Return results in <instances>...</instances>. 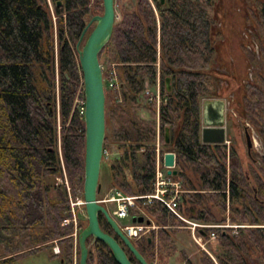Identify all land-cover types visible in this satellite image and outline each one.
<instances>
[{"label": "trees", "instance_id": "1", "mask_svg": "<svg viewBox=\"0 0 264 264\" xmlns=\"http://www.w3.org/2000/svg\"><path fill=\"white\" fill-rule=\"evenodd\" d=\"M51 1L54 9L47 0H0V264L56 244L61 254L51 258L74 264V225L61 224L72 217L66 177L72 197H84L86 126L75 106L83 80L77 45L104 7L103 0ZM248 2L251 42L255 38L264 61V0ZM115 4L119 18L100 54L107 89L104 149L110 156H104L102 168L109 171L108 190L153 194L159 141L163 169L165 153L176 154L178 175L169 178L184 191L182 216L204 225L238 226L200 230L207 247H199L200 264H264V156L258 172L251 169L253 188L234 149L202 141L203 104L216 99L232 100L231 118L235 114L264 138V70L244 80L219 49L227 42L228 55L234 42L221 9L225 0ZM246 57L256 62L253 53ZM225 66L227 75L219 70ZM113 72L119 89L110 88ZM159 72L158 111L156 100L145 95L156 92ZM221 81L228 86L219 90ZM143 208L157 230L134 244L149 264L177 257L193 264L179 247V234L191 236L190 225L159 201ZM99 218L101 228L116 237L106 218ZM87 224L80 221L81 231ZM87 243L88 264H118L107 245L93 238ZM120 243L131 262L140 264Z\"/></svg>", "mask_w": 264, "mask_h": 264}, {"label": "water", "instance_id": "2", "mask_svg": "<svg viewBox=\"0 0 264 264\" xmlns=\"http://www.w3.org/2000/svg\"><path fill=\"white\" fill-rule=\"evenodd\" d=\"M115 1L103 0V14L96 15L91 19L77 45L86 99L84 118L86 126L84 201L88 219V225L79 234L80 264H88L90 247L87 241L91 238L107 245L113 252L118 264H133L120 241L124 243L140 264H149L98 199L101 193L100 177L107 128L106 88L100 54L110 42L116 20L118 19ZM49 3H51L50 0ZM161 3L164 4L165 0H161ZM61 5L62 2L57 3V6ZM90 30L92 31L90 32ZM88 33L89 35L86 39ZM166 89L167 92L172 89L170 78L166 79ZM230 118L231 116L226 112L224 100H206L203 104V143L209 145L229 144L231 141L228 139L226 125ZM245 129L248 148L251 150L254 139L249 127ZM170 134V128L167 127L165 129L166 144L170 143ZM175 160V153L165 154L164 164L168 168V176L175 177L178 175V171L175 169ZM100 215L106 218L116 237L101 228ZM135 220L137 221L136 218ZM138 222L143 223L144 219L139 218ZM147 224L151 225V221L148 220ZM149 240L151 239L149 238ZM61 264H64L63 260Z\"/></svg>", "mask_w": 264, "mask_h": 264}, {"label": "rangeland", "instance_id": "3", "mask_svg": "<svg viewBox=\"0 0 264 264\" xmlns=\"http://www.w3.org/2000/svg\"><path fill=\"white\" fill-rule=\"evenodd\" d=\"M47 1L50 7L54 9V4L52 3V1L50 0L51 3H49V0ZM225 4L226 5L224 7H221V9L223 13L225 14L224 17H225V22L227 26V32L232 31V37L234 38V42H233V46H231L230 49H227L228 55H225L227 42L221 41L220 42L221 45L219 49L221 50V52L224 51L223 52L224 57L229 59V61L231 62L229 64V67L232 68V70L235 73L240 74L241 77L244 78V80H252V79L254 80L255 74L258 71L264 70V61L261 58V54L259 55V57L256 54H254L255 51L259 52L260 48L255 38H253V41L251 42L250 28L252 27V23H249L246 21L249 17V12H248L247 7L251 3L249 4L248 0H225ZM218 27H220V24H218ZM247 45L250 46V48H248L250 51L247 50ZM247 52H251V53L253 52L256 58L255 63L250 64L248 62L247 57H246ZM219 70H220V73L227 75L226 73H227L228 67L227 66H225V68L220 67ZM218 86H219V90H221V88L222 89L226 88L228 84L226 81H221L220 83H218ZM231 98L233 99L235 98V96L232 95ZM231 102L232 100L229 101V99H225L227 114L231 112L234 113L229 108V105ZM233 115H234L233 118L237 119L236 115L235 114ZM230 120L231 119H229L228 121ZM236 121L238 122V119ZM235 130L233 128V125H231V123H228L227 125L228 139L229 140L234 139L233 143L230 142V144H228V147H231L232 149H234L237 152V154L240 156V158L242 159L243 167L245 168L247 176L253 177L251 175V169H252L251 160L249 159L247 155V145H246V140H245V135H244V129L241 128V130L238 129L236 132H234ZM250 132L254 139V145H255L254 151L256 152L255 157L259 159L260 157L264 156V138L261 137L254 128L250 129ZM251 180H253V178ZM58 183L59 184L61 183L60 179L58 180ZM100 184H101V193L99 194L98 199L102 200L105 197V195L110 191L108 190L109 171L104 166L101 171ZM108 208H109L110 213H112L115 209L114 205H108ZM75 211L81 223L85 220L88 221L87 214H86V208L84 206H78L77 208H75ZM117 222L122 227L137 223V221L135 219H132L131 217L127 219H123V220L117 219ZM228 225H230L229 222H228ZM230 226L234 228L238 227V226H232V225ZM247 227H254V226H247ZM179 240L181 243V245L179 244L180 249H183L187 252L191 262L193 264H200L199 247L201 246L194 242V240L192 239V236H190L189 231H182L179 234ZM56 246L58 245L56 244L55 247ZM203 246L204 248L201 247L202 249L207 248L205 242ZM54 248H52V250L43 249L41 251H37L32 254L25 255L21 257L18 261L14 262L13 264H61L59 259L56 260L54 258H51L52 253L57 255L55 253ZM74 251H75V247H74ZM78 251H79V247L77 250V260H78L77 264H80V255H78ZM251 262L252 264H256L257 261L252 260ZM163 264H181V263L177 257V258H172L169 260L165 259L163 260Z\"/></svg>", "mask_w": 264, "mask_h": 264}, {"label": "built area", "instance_id": "4", "mask_svg": "<svg viewBox=\"0 0 264 264\" xmlns=\"http://www.w3.org/2000/svg\"><path fill=\"white\" fill-rule=\"evenodd\" d=\"M159 71H160V63L157 64ZM110 88H116L119 89V85L117 83L116 73L113 72V78H111ZM146 100L152 101L156 100L158 111L160 108L161 100H162V88H161V79H160V72L158 73V80H157V86H156V92L153 91H147ZM75 106L77 107L80 116L85 118L86 113V99H85V86L84 82L82 80V85L79 88L76 100H75ZM170 153V152H167ZM165 153V154H167ZM157 167H156V182H155V191L153 194L145 195V196H127L123 193L116 191V190H110L105 197L100 200L99 202L103 204L104 206L108 208V205H114L115 209L112 213V217H114L116 220L120 219H127L131 217L132 219H137V223L132 225H126L124 227L121 226V229L123 233L133 242L140 241L146 237H148L153 231L157 230V227L155 223L150 219L149 215L146 213L145 209L143 208V204H152L154 201L161 202L170 213L173 215L179 217L183 221L187 222L190 225L191 230V236L195 243L200 245L204 248V238L198 233L200 230L205 228H229L230 225H204L199 223H193L188 220H186L180 210H179V201L181 200V194L184 192L182 190V186L180 182H175L171 180L167 174V167L164 165V169L161 167L160 162V143L158 141L157 144ZM110 156L107 150H104V156ZM176 155V154H175ZM176 162V160H175ZM65 185L66 190L69 195V201H70V212L72 214L71 218L64 219L62 222V226H69L74 225V264H77V250L79 247V233L81 231L80 227V220L77 216V213L75 211V208L78 206H85L84 197L82 198H73L72 197V190L71 186L67 180V177L65 179ZM110 212V211H109ZM143 218L144 222L139 223L138 219ZM151 221V225L147 224V221ZM211 240L216 239V234L211 233ZM56 254H60V248L59 246H56L54 248Z\"/></svg>", "mask_w": 264, "mask_h": 264}, {"label": "flooded vegetation", "instance_id": "5", "mask_svg": "<svg viewBox=\"0 0 264 264\" xmlns=\"http://www.w3.org/2000/svg\"><path fill=\"white\" fill-rule=\"evenodd\" d=\"M253 53V52H252ZM254 54H256L258 57H259V55H260V50H259V52H254ZM231 120L230 121H227V125H228V123H231V125H233V128H234V132H236L238 129L239 130H241V128H243L244 129V135H245V140H246V145H247V155H248V157H249V159L251 160V166H252V169L255 171V172H258V170H259V168H260V166H261V164H262V159H261V157L258 159L257 157H255L256 155H255V151H254V149H255V145H254V142H253V146H252V149L251 150H249V148H248V144H247V139H246V127H249V131H250V129H252L253 127L249 124V123H247V122H243V121H240V120H238V122L236 121L237 119H234L233 117L232 118H230ZM243 123V124H242ZM226 125V126H227ZM250 178V179H249ZM253 178V180H251ZM248 179L249 180H251L250 181V184H251V186L253 187V188H256V186H255V183H256V179L254 178V177H248ZM112 235V234H111ZM114 236V235H113Z\"/></svg>", "mask_w": 264, "mask_h": 264}, {"label": "crops", "instance_id": "6", "mask_svg": "<svg viewBox=\"0 0 264 264\" xmlns=\"http://www.w3.org/2000/svg\"><path fill=\"white\" fill-rule=\"evenodd\" d=\"M57 260V259H56Z\"/></svg>", "mask_w": 264, "mask_h": 264}]
</instances>
